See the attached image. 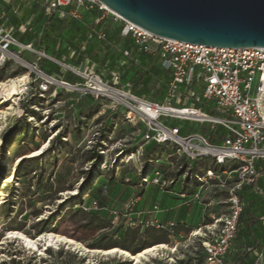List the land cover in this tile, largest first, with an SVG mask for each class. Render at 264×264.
<instances>
[{"label":"rangeland","instance_id":"rangeland-1","mask_svg":"<svg viewBox=\"0 0 264 264\" xmlns=\"http://www.w3.org/2000/svg\"><path fill=\"white\" fill-rule=\"evenodd\" d=\"M50 17L41 1L11 0L7 5L0 0V58H7L0 65V264H135L120 254L105 255L101 251L153 245H167L174 251H161L141 264H205L201 242L211 226L229 212L227 189L211 187L204 195L201 192L198 200L183 203L169 202L171 197L164 192L166 200L156 202L160 190H145L142 175L159 159L177 168L181 160L177 159L176 148L146 145L143 124L126 119L122 102L88 94V62L80 73L65 69L61 74L69 76L72 84H80L81 90L54 83L48 91H42V80L30 66L43 62L49 74L57 75L63 64L77 66L89 56L84 49L85 58H73L67 44L61 50L52 46L46 52L40 50ZM104 25L108 39L120 46L90 51L97 61L94 69L101 76L107 74L111 59H122L123 43L129 45L113 21ZM95 27L94 22L90 29ZM8 34L13 35L15 43L4 50ZM116 67L125 74L136 70L131 83L134 91L140 89L135 86L139 76L150 70V84L144 83L137 95L153 91L152 98L159 103L166 97V72L149 62L139 65L132 60L123 68ZM20 79H27V83L12 98L6 86ZM127 83L121 80V86ZM194 91L203 94L201 86ZM196 104L201 106L203 102ZM172 125L183 133L203 132L195 122L176 120ZM37 151L42 153L35 156ZM240 197L246 209L226 262L264 264V178L247 185ZM135 200L136 211L152 213L141 215L138 227L129 226L124 218L114 224V214H121ZM94 202L104 208L99 215L107 222L105 229H96L98 221L84 210ZM156 203L160 210L161 206L167 209L177 204L178 213L158 214L153 211ZM150 220L160 222L161 227H146ZM196 231L200 235L192 236ZM50 235L68 238L75 245L62 240L51 243ZM25 239L37 241V246L27 245Z\"/></svg>","mask_w":264,"mask_h":264},{"label":"built area","instance_id":"built-area-1","mask_svg":"<svg viewBox=\"0 0 264 264\" xmlns=\"http://www.w3.org/2000/svg\"><path fill=\"white\" fill-rule=\"evenodd\" d=\"M1 1L7 5L11 3V0ZM40 1L46 15L56 16L59 20L81 22L85 12L96 10V27L90 30L89 41H98L105 48L109 47L111 42L104 22L109 24L113 21L121 37L133 41V49L122 50L124 60L119 62L121 66L128 65L131 60L140 64L139 57H133L136 51L152 58L167 73V94L159 103L149 97L134 95L131 83L121 86L120 72L101 76L95 71V65L87 61L90 72L85 76L86 91L97 97L122 102L127 110L126 119L134 118L143 124L142 139L146 145L155 143L160 147L176 148L177 159L181 160L177 168L160 169L157 167L159 161H156L142 175L141 185L144 188L154 186L168 191L182 179L186 188L189 184L199 186L195 199H199L200 193L210 187L227 189L229 212L211 226L213 229L208 230L201 242L205 264H227L226 257L236 239L246 207L240 192L247 185L264 178V171H258V163L264 160V48H213L163 39L124 20L98 0ZM5 43L4 50L14 45L12 34L6 36ZM2 56L0 65L7 59ZM30 67L42 80V91H48L54 83L73 91L81 90L78 83L72 84L63 77L47 75L41 65ZM62 67L63 71L68 69L80 73V68L65 64ZM196 86L203 88L202 95L194 91ZM201 101L211 102L220 115L202 113L196 108V103ZM171 120L211 124L213 128L225 129L227 135L219 144L202 134L183 136L179 127L169 124ZM206 162L212 166L203 167ZM181 198L186 199L187 194L182 193ZM136 203L138 200L131 202L121 214H114L113 223L117 224L124 218L129 226L138 227L136 222L140 216L152 212L136 211ZM84 210L101 212L104 208L94 202ZM159 210L158 204L153 206V211ZM150 225L161 227L160 222L155 224L153 220L145 226ZM174 226L171 224V227Z\"/></svg>","mask_w":264,"mask_h":264},{"label":"water","instance_id":"water-1","mask_svg":"<svg viewBox=\"0 0 264 264\" xmlns=\"http://www.w3.org/2000/svg\"><path fill=\"white\" fill-rule=\"evenodd\" d=\"M157 37L213 48H264V0H98Z\"/></svg>","mask_w":264,"mask_h":264},{"label":"trees","instance_id":"trees-1","mask_svg":"<svg viewBox=\"0 0 264 264\" xmlns=\"http://www.w3.org/2000/svg\"><path fill=\"white\" fill-rule=\"evenodd\" d=\"M40 0H35V2H38ZM98 14L96 13H87L83 15V20L81 22H76V21H72V20H59L56 16H51L48 24H49V28L47 29V31L43 32V42L42 45L40 46V50L43 49L44 52L47 51V48H49L50 46H52L53 50H61L62 46L64 44L68 45V49L72 50L74 54L73 58L77 56L82 58H85L82 55V52L89 51L88 54V58H86L87 61L92 62L97 64L96 58L93 56L92 49H94V52H97V49L100 51H105L107 48L104 46V44L102 43H98V41H89L88 37L90 34V26L95 22V18ZM28 19V15L25 16L24 20L27 21ZM117 28V27H116ZM117 30L119 31L120 34V30L117 28ZM121 36V35H120ZM25 36L22 37V39H24ZM127 41H129V45L126 43H123V45L125 46L126 49H133V41L131 38H127ZM85 49V50H84ZM137 57H139L140 60V64H146L147 62L150 63V65L152 67H155L156 69H158L159 71H163L158 65H156L153 61H150L149 58L145 55V54H139ZM147 59V61H146ZM84 61L83 59L80 61V63L75 66V65H71L68 64L70 66H74V67H78L81 68L82 65L87 62ZM121 59L116 60V59H111L110 60V66L109 69L107 71V74L110 72H120L122 74V81H127L128 83H132L134 77L136 76V70H130L127 74L124 73V71L122 72L121 69H117L116 65H120ZM40 65L42 66V70L44 73H46L47 75L50 76H56V77H62V73H63V69L60 68L59 69V73L57 75L54 74H49L48 68L45 66V64L43 62L40 63ZM47 65H49V62H47ZM121 66V65H120ZM122 68V67H121ZM164 72V71H163ZM151 71L150 70H144V72L142 73V75L139 76V79L136 83L135 86H140V89L144 87V83L145 85H149L150 81H151ZM130 75V77H128ZM105 76V75H103ZM67 82L72 83L69 81V76L68 77H63ZM167 83H168V76H167ZM136 90L134 92V95L138 96V97H149L150 99H153V91L150 92H146L144 95H137V92L140 91ZM154 100V99H153ZM93 159H97V155L93 157ZM147 171V170H146ZM145 171V172H146ZM246 209V207H245ZM245 212V210H244ZM91 214H89V216L91 218H93V220L98 221V224L96 226V229H105L107 226V222L103 219H101L99 212H90ZM86 214V213H85ZM244 214V213H243ZM242 218L243 215L241 217V221L240 224L242 222ZM41 235V234H40ZM39 235V236H40ZM157 245H153L150 247H154ZM122 248H124V251L129 252L132 255H137L138 253L150 248L148 246H146L147 248H130L127 246H121ZM109 250V249H107ZM123 250V249H122ZM227 264H229V262H227Z\"/></svg>","mask_w":264,"mask_h":264},{"label":"crops","instance_id":"crops-1","mask_svg":"<svg viewBox=\"0 0 264 264\" xmlns=\"http://www.w3.org/2000/svg\"><path fill=\"white\" fill-rule=\"evenodd\" d=\"M111 22H109V24H111ZM116 25V24H115ZM124 39V38H123ZM111 44L109 46V48H107L105 51H107L108 49H113L115 44H117V46L119 47L120 45L116 42V41H110ZM126 49L125 46L123 45L122 48L120 49V52L122 50ZM122 53V52H121ZM137 55H139L136 51L133 52V57L135 58ZM147 56V55H146ZM149 57V56H148ZM150 58V57H149ZM124 60V57L122 55V59L121 61ZM94 65H96L95 63H93ZM127 66V65H126ZM122 68L125 67V66H121ZM122 71V70H121ZM123 72V71H122ZM208 101H203V104L200 106L198 104H196V108L200 109L202 111V113H205V114H208V115H211V116H219L220 114L214 109L213 107V104L211 102H208ZM204 108H206L207 112L204 111ZM176 121V120H171V123L173 124V122ZM181 121V120H180ZM170 122V121H169ZM184 122V121H183ZM186 122H193V121H186ZM197 123L199 126L202 127L203 129V132L201 133H197V132H193V131H186L183 133V131L181 130V134L183 136H188V135H191V134H202V135H205L207 136L213 143L215 144H219V143H222L223 139L226 137L227 135V131L221 127H215L213 128V126L211 124H200L198 122H195ZM170 124L171 126H174V127H178V126H175V125H172ZM223 131H225V133H223ZM149 145H155L157 147L160 148V146L156 145L155 143H152V144H149ZM163 147H168V146H162L161 148ZM159 164H158V168L160 169H168V168H174V165L171 163V164H168L166 163L164 160L162 159H159ZM203 167H208V166H212L209 162H206L204 164H202ZM263 167V169H261ZM258 171L260 172H263L264 171V164L262 165L261 164V161L258 163ZM172 176H177V174H172ZM189 187L186 188L184 185H183V182H182V179L177 181L172 187L170 190L168 191H164L158 187H154V186H148L145 188V190L149 187L151 188H157L160 190V195L157 197L158 200L156 202H160V200H166L167 196L166 195H163V193L165 192L166 194H168L171 199L169 202H179V203H183L184 201L188 202V201H191V200H195V196L196 194L198 193L199 191V186L197 184H189L188 185ZM211 188V187H210ZM209 189V188H208ZM208 189H205L203 192V195L205 194V192L208 190ZM186 193L187 194V198L186 199H183L181 198V194L182 193ZM198 200V199H197ZM156 203V204H158ZM155 206V205H154ZM178 206L177 204H175L174 206L172 207H169V208H164L161 206V210H159V213L158 214H162L164 212H170L171 211V214L175 213L177 214L178 213ZM160 207V206H159ZM157 218L160 219V215L157 216ZM255 229H258L257 226H253ZM236 240V239H235ZM231 251V250H230ZM229 261H232V260H229ZM235 261H233V264H234Z\"/></svg>","mask_w":264,"mask_h":264},{"label":"bare ground","instance_id":"bare-ground-1","mask_svg":"<svg viewBox=\"0 0 264 264\" xmlns=\"http://www.w3.org/2000/svg\"><path fill=\"white\" fill-rule=\"evenodd\" d=\"M26 83H27V79L21 80L19 82L12 83L13 85L11 87H9V85L6 86V88H8L7 92L9 93L10 97L14 98L15 95L19 93V91L22 88V86L25 85ZM41 153H42V151H37V152H35L34 155L37 156V155H40ZM34 155H32V156H34ZM199 235H200V232L196 231V232H194V234L192 236H199ZM49 238H50V242L51 243H56V241L62 240V241H64L66 243V245L67 244L68 245H75V243L72 240L68 239V238L58 237V236L57 237L56 236L53 237L51 235L49 236ZM25 240H26L27 245L33 246V247L37 246V241H33V240H29V239H25ZM161 251L173 252L174 249L169 248L167 245H157V246H154V247H150V248L138 253L137 255H132L129 252L121 250V249H112V250L110 249V250H104V251H101V252L103 254H105V255H107V254L108 255L109 254H120V255L124 256L126 259L130 260L131 262H133L135 264H141L144 260H147L150 257L157 256L159 254V252H161Z\"/></svg>","mask_w":264,"mask_h":264}]
</instances>
